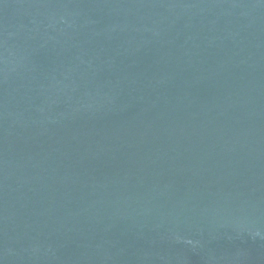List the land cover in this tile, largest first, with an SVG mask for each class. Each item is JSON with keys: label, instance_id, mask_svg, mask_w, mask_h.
I'll use <instances>...</instances> for the list:
<instances>
[{"label": "water", "instance_id": "obj_1", "mask_svg": "<svg viewBox=\"0 0 264 264\" xmlns=\"http://www.w3.org/2000/svg\"><path fill=\"white\" fill-rule=\"evenodd\" d=\"M0 264H264V0H0Z\"/></svg>", "mask_w": 264, "mask_h": 264}]
</instances>
